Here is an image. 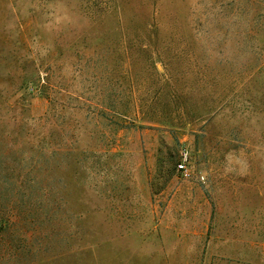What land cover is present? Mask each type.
<instances>
[{"label": "rangeland", "instance_id": "obj_1", "mask_svg": "<svg viewBox=\"0 0 264 264\" xmlns=\"http://www.w3.org/2000/svg\"><path fill=\"white\" fill-rule=\"evenodd\" d=\"M257 2L0 0V264H264Z\"/></svg>", "mask_w": 264, "mask_h": 264}, {"label": "built area", "instance_id": "obj_2", "mask_svg": "<svg viewBox=\"0 0 264 264\" xmlns=\"http://www.w3.org/2000/svg\"><path fill=\"white\" fill-rule=\"evenodd\" d=\"M188 156H189L188 152L184 151L182 153V159H181V161L178 164V170L182 171L186 176H190L191 175V173H190V171L188 169V163H189Z\"/></svg>", "mask_w": 264, "mask_h": 264}, {"label": "trees", "instance_id": "obj_3", "mask_svg": "<svg viewBox=\"0 0 264 264\" xmlns=\"http://www.w3.org/2000/svg\"><path fill=\"white\" fill-rule=\"evenodd\" d=\"M257 3H258V9H259V18L261 19L264 17V0H258ZM37 89H38V85L33 84V86L30 88V91L34 93L35 91H37ZM5 223L7 222L0 221V229H3L4 227H6Z\"/></svg>", "mask_w": 264, "mask_h": 264}]
</instances>
